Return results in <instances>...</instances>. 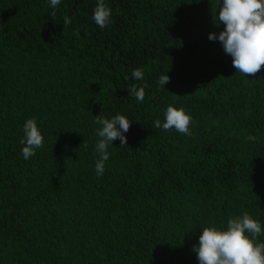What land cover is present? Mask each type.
Instances as JSON below:
<instances>
[{
    "label": "trees",
    "instance_id": "trees-1",
    "mask_svg": "<svg viewBox=\"0 0 264 264\" xmlns=\"http://www.w3.org/2000/svg\"><path fill=\"white\" fill-rule=\"evenodd\" d=\"M106 3L101 30L96 0H62L55 18L48 0H0V264H198L203 227L264 225V65L244 76L208 39L219 0ZM169 105L191 135L154 127ZM118 113L127 144L98 177L96 115ZM29 118L44 143L25 160Z\"/></svg>",
    "mask_w": 264,
    "mask_h": 264
},
{
    "label": "clouds",
    "instance_id": "clouds-1",
    "mask_svg": "<svg viewBox=\"0 0 264 264\" xmlns=\"http://www.w3.org/2000/svg\"><path fill=\"white\" fill-rule=\"evenodd\" d=\"M53 9L50 13L55 18V10L62 0H48ZM219 11L216 12L214 24L223 29L210 32L208 39L219 41L225 54L232 57L233 67L244 76H254L264 65V0H219ZM112 19V9L106 0H96L92 20L103 30ZM65 18L64 24L70 23ZM131 78L142 80L144 72L135 68ZM169 75L163 74L158 78V85L165 88L169 82ZM145 87L133 85L128 93L142 103L145 97ZM96 123L100 127L96 130L99 138L95 145L100 154L95 162V174H104L105 162L109 159V146L119 139L120 144H127L126 133L132 121L123 114H116L111 118L96 115ZM192 117L184 108L169 105L164 111V120L157 119L154 127L164 131L174 129L176 132L191 135L189 128ZM21 138V154L25 160L35 156L36 150L43 146L44 138L34 118L26 119L23 124ZM249 139H254L249 137ZM264 235V225L248 213H243L227 220L226 227H203L198 243L193 246L198 264H264V242L258 237Z\"/></svg>",
    "mask_w": 264,
    "mask_h": 264
}]
</instances>
